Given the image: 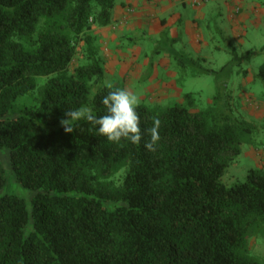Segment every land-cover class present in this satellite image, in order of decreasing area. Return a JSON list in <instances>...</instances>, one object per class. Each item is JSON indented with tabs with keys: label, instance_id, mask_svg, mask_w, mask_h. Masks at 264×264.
Returning a JSON list of instances; mask_svg holds the SVG:
<instances>
[{
	"label": "trees",
	"instance_id": "16d2710c",
	"mask_svg": "<svg viewBox=\"0 0 264 264\" xmlns=\"http://www.w3.org/2000/svg\"><path fill=\"white\" fill-rule=\"evenodd\" d=\"M115 5L0 0V145L34 191L29 203L0 195V264H264L249 241L264 234V166L222 179L258 144V126L221 92L201 107L192 91L164 109L141 103L142 131L161 121L154 153L143 141L110 143L86 121L61 127L81 105L106 114L102 97L117 87L103 83L95 30ZM6 181L0 159V188Z\"/></svg>",
	"mask_w": 264,
	"mask_h": 264
},
{
	"label": "rangeland",
	"instance_id": "374dc122",
	"mask_svg": "<svg viewBox=\"0 0 264 264\" xmlns=\"http://www.w3.org/2000/svg\"><path fill=\"white\" fill-rule=\"evenodd\" d=\"M122 1L116 0L112 20ZM189 2L178 6L183 19L176 28L154 29L148 19L127 27L121 26L126 20L111 22L109 29L120 30L115 37L114 30L104 35L96 28L104 58L103 83L126 88L140 96L141 103L161 109L184 101L190 91L196 93L198 107L221 92L236 114L258 126V144L244 145L222 177L230 184L243 179L250 168L264 166V78L259 75L264 63V0ZM79 60L77 56L75 62ZM0 159L7 178L0 195L18 194L29 203L34 191L16 180L9 150L2 145ZM30 229L31 224L27 232ZM249 241L252 252L264 259V234Z\"/></svg>",
	"mask_w": 264,
	"mask_h": 264
},
{
	"label": "clouds",
	"instance_id": "9594fccd",
	"mask_svg": "<svg viewBox=\"0 0 264 264\" xmlns=\"http://www.w3.org/2000/svg\"><path fill=\"white\" fill-rule=\"evenodd\" d=\"M112 89V85H107ZM98 94V86L90 90L89 97L94 99ZM101 103L106 108V114L97 116L92 107L81 105L76 109H68L59 123L66 133H72L78 122L86 121L98 126V134L105 136L110 143L121 145L122 141L139 145L142 141L144 147L150 152H156L161 140L159 129L161 121L157 116L152 117L153 126L145 131L140 127V117L137 108L141 104V97L126 88H116L103 95ZM147 135L148 139H145Z\"/></svg>",
	"mask_w": 264,
	"mask_h": 264
},
{
	"label": "crops",
	"instance_id": "0c3cea01",
	"mask_svg": "<svg viewBox=\"0 0 264 264\" xmlns=\"http://www.w3.org/2000/svg\"><path fill=\"white\" fill-rule=\"evenodd\" d=\"M187 3H190L189 0H123L117 6V13L112 23L126 20L121 26L127 27L132 26L131 24L134 22L144 23L148 19L154 29H159L160 26H167V29L176 28L183 19V12L179 10L178 6L186 7ZM110 25L111 23L107 26L97 27V29L101 30L104 35L110 34L109 32L114 30L111 37L117 36L120 30L112 28L111 30L109 29ZM108 57L111 58L110 53Z\"/></svg>",
	"mask_w": 264,
	"mask_h": 264
}]
</instances>
